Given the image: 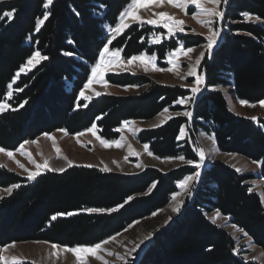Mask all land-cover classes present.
Returning a JSON list of instances; mask_svg holds the SVG:
<instances>
[{"label":"trees","instance_id":"obj_1","mask_svg":"<svg viewBox=\"0 0 264 264\" xmlns=\"http://www.w3.org/2000/svg\"><path fill=\"white\" fill-rule=\"evenodd\" d=\"M44 3L0 2V16L14 12L13 18L0 19V100L5 98L7 85L16 79L8 100L11 108L0 113V148L14 151L45 133L66 130L68 135H76L93 124L100 137L116 140L120 136L116 129L122 128L123 121H149L164 108L183 110L176 101L190 95L189 90L130 73L110 74L106 80L120 87L147 84V90L127 96L101 95L89 102L79 97L91 65L109 39L105 26H115L131 0H53L47 9ZM45 11L50 15L37 32V20L43 19ZM165 33L147 24H135L110 47L122 49L124 59L147 54L163 60L181 44L188 48L204 43L184 35L160 44L151 42L154 36ZM36 51L48 59L16 77ZM200 70L207 90L192 109V136L202 131L214 138L221 152L264 162V120L257 123L234 114L218 89L228 88L239 101L249 104L264 100V0L228 1L223 37ZM24 101L27 103L19 107ZM187 123L189 118L177 116L158 128L142 131L138 139L160 159L183 156L186 162H199L189 139L179 140L180 129ZM259 169V179L264 181V163ZM197 170L187 164L168 173L146 169L143 174L123 175L73 166L62 173L46 171L32 182L0 166V189L20 185L0 199V246L29 241L94 246L165 207L179 191L180 182ZM254 178L221 162L207 166L192 199L187 198L178 218L157 233L138 264H257L236 254L232 236L208 217L219 211L264 251V206L259 194L248 191ZM153 183L155 187L149 192ZM129 196L133 199L117 212L86 211L116 207ZM68 212L77 214L57 215ZM53 215H57L54 221Z\"/></svg>","mask_w":264,"mask_h":264},{"label":"rangeland","instance_id":"obj_2","mask_svg":"<svg viewBox=\"0 0 264 264\" xmlns=\"http://www.w3.org/2000/svg\"><path fill=\"white\" fill-rule=\"evenodd\" d=\"M2 1L4 0H0V2ZM228 1L229 0H227V2L225 3L224 0H220V3L218 5L203 3L202 7L209 10L215 9L217 11H220L223 13L224 17L225 7ZM160 12L167 13L168 15L173 16L176 20L183 21L184 31H176L174 35H169L167 29L160 26L147 24L149 26H152L153 28L163 29L166 32L165 34H158V36L156 37H160V42L153 44H160L164 41H170L172 39H175L179 35L193 36L204 43L196 47H191L194 49V51L188 54V56L178 57L176 62L180 65L179 69H174L173 71L155 72L152 71L151 68H149V70L145 72L143 67L139 66V64L137 63L131 66L127 71H124L120 68L109 70L105 73L104 79L106 80L107 76L110 74L130 73L137 76H144L149 81H154L157 84L181 87L183 89L189 90L190 95H188L187 97H191V88L196 87V78L194 76L187 75L188 66H196L195 61L197 58H199L200 53L203 52L204 57L203 59H201L200 64L196 66L197 74L203 77V82L199 85L200 92L195 97L196 102L198 97L207 90V86L204 81V75L201 73L200 69L203 65V62L205 61V58L211 57L213 50L219 45L223 37V18L220 19L218 17H207L199 15V10H197L195 8V5L193 4H189L184 10L174 8L168 4H164L162 7L149 6L146 9L139 10L138 14L144 20H151L157 18L153 13ZM193 14H197V19L199 20L207 21L211 19L213 21L211 24L212 29L220 33L219 37H217L216 44L211 50V54H209L207 48L205 47V45L207 44L206 37L210 35L209 28L207 25H201L197 23V19H193ZM249 20L254 21L253 19ZM129 23L131 26L138 24L132 21H129ZM105 27L106 33L110 37L108 28L114 26L106 25ZM129 28H127L126 30H128ZM109 48L110 50H114L111 49L110 45ZM173 51H170L167 54L166 58L163 60L155 56L156 60L154 61V63L156 67L162 69L172 67L167 63V59L169 57V54ZM121 58L124 59L122 56V51ZM98 59L95 63L98 62ZM39 63H36L35 66L30 70L38 66ZM95 63L91 65V68L95 65ZM30 70L26 69L25 72ZM181 77H183V79ZM147 88V84H144L140 87H120L108 83V86L104 87L100 83L94 82L89 89L84 91L85 95L90 97V100L87 101L89 102L101 95L127 96L140 94L141 92L147 90ZM218 89L223 91V93L225 94L229 108L234 114L252 120H254L253 117H255L256 119L254 121H256L257 123L259 120H264V107H261L259 103L255 104V107H249L246 105L242 106L239 103V100L231 94L228 88L220 87ZM97 92L100 93L99 96L95 95V93ZM195 102L193 103L189 101L185 105H182L183 110L172 111L169 109L167 113L161 112L158 116L149 121H134L135 123L129 125L127 128L122 127V130L119 131L120 136L116 139V141L120 142V147L113 146L110 148H105L91 133L87 131L84 132L85 135L79 137V143H77L76 135H65L64 131H55L49 134L54 138L55 145L53 144V141L50 140L45 134L35 140H28L29 143H23V151L30 153L36 163L43 165L45 161H48L49 167L52 169L63 168L66 170L70 168L68 166V161H71L73 166L92 165V168H97L99 170L107 166V168L110 169V171L108 172L119 173L123 175L143 174L146 169H156L163 173H168L187 164L194 166V163L190 164L186 162L185 158L184 160H180L178 158L157 159L153 154L150 156L148 152L151 151L149 150V148L148 152L144 150L143 146L145 144L139 141L138 136L142 131L158 128L174 117H184L185 115H183V113L186 111L192 112L191 118L185 116L189 118V123L183 126L185 128V133L183 136H181L180 134L179 140L183 142L185 139H189L194 149H203L205 153V160L201 168L197 170L200 171V176L198 178L189 180L186 186V190H183L179 187V191L175 193L177 194L176 199L173 200L171 198L170 202L165 207L155 212L157 213L155 216H153L152 214L151 216L142 218L141 220H138V223L131 224L132 227L128 226L127 231H123L119 233V235H115L116 240L103 245L102 249L97 251L96 255H98L100 259H96L95 256H92L90 254L85 255V264H138L141 260L142 255L148 247V240L151 241L153 238H155L160 230L169 226L174 220L178 218L179 214L185 208L187 198L191 200L194 196V191L197 188L203 170L207 166L215 162H221L236 170L239 168L241 169V171L239 172H241L242 174H252L255 178L249 183L252 186L253 191L259 194L264 206V181L259 179L260 166H258L257 163L252 162L251 160L245 158L240 154L221 152L214 138L202 131L195 133L193 136L190 133L193 129L192 109ZM177 113H180V115H176ZM133 130H135V134H133ZM96 135L100 136L97 127ZM121 137H123V139H121ZM32 141H36V143H32ZM56 147L61 150L59 153L60 158H57L58 154L55 151ZM18 149L11 151L14 154L12 159H9V157L4 153H0V166L18 173L24 178H27L28 172L18 167L16 162L24 165V168H26L29 172L35 171L36 168L33 163L29 162L25 155H22L21 152L18 151ZM130 149L134 151L136 155H130ZM196 154L198 155L197 151ZM46 171L47 170L42 168L41 174ZM36 179L32 180V182L36 181ZM152 189L153 187H151V190ZM9 195L10 194L4 191V189H0V199ZM178 205L180 208L179 212L173 211V208L177 207ZM216 213L217 212H213L208 215L210 220H212V218L216 216ZM215 224L221 226L232 236L236 243V250H238V254L240 255V257H242L243 260H245L246 262L264 264V251L259 246H257L251 238L245 236V233L243 231H236V229L231 227V225L233 224L230 222L229 218L224 217L220 214L219 218L216 219ZM149 234H151V237L149 239H145V237L149 236ZM141 241L143 242L141 243ZM12 245H14V247H12ZM51 245L52 244L48 242L35 241L12 243L5 247L0 246V257H3L4 261H7V264H12L13 258H16L21 262H32L34 264H79L77 259L71 253H65L62 250H53L51 248ZM136 245H139V247L136 248L134 252L131 251ZM55 251H58V255H53V252ZM108 253H115V255H109ZM120 257H123V259H121Z\"/></svg>","mask_w":264,"mask_h":264},{"label":"snow or ice","instance_id":"obj_3","mask_svg":"<svg viewBox=\"0 0 264 264\" xmlns=\"http://www.w3.org/2000/svg\"><path fill=\"white\" fill-rule=\"evenodd\" d=\"M224 2L226 3L227 0H224ZM52 3H53V0H45V3L43 6L45 9H47V8H49V6ZM203 3H210L212 5H218L220 3V0H131V3L127 6V8H125L120 13V15L118 17L119 22L116 23L114 27L108 28V32L110 34V37L107 40V42L105 43L102 50L99 52L98 62L95 63V65L91 68V75L88 78L87 83L84 84V89H82L80 91L79 97L85 101L90 100V97L85 95L84 90L89 89L90 86L94 82H98L101 85H103L104 87H107L108 82L104 79V75L107 71L115 69V68H120L124 71H127V70H129V68L131 66L138 63L139 66L143 67L145 72H147L149 70V68H151V70L155 71V72L173 71L174 69H179L180 65L176 62V60L178 59L179 56H188V54H190L194 51L193 48H191V47L185 48L183 46V44H181L176 50H174L172 53L169 54V57L167 59V63L169 65H171L172 67L162 69V68L156 67V65L154 63V61L156 60V57L154 55L148 56L147 54H141V55L131 56L130 58H127V59H122L121 58L122 49L110 50L109 45L112 44V41L117 36L121 35L127 28H129L131 26L129 21L136 22L141 26H143L144 24H150V25L163 27V28L167 29L169 35H174V33L176 31H181V32L184 31L183 21L176 20L173 16H170L167 13H163V12L153 13L157 17L156 19H151V20L142 19L141 16L138 14L139 10L146 9L149 6L162 7L164 4H168L174 8L184 10V9H186V7L189 4H193V5H195V8L197 10H199V13H198L199 15H203V16H207V17H218L220 19L223 18L222 12L217 11L215 9L209 10L207 8H203L202 7ZM49 15H50V13L45 11L43 14V19L37 20L36 29H35L37 32L40 30V27L44 23V21L48 19ZM13 16H14L13 11H7V12H4L2 16H0V19H4L5 17L11 19V18H13ZM247 18L251 19L252 17L248 16ZM193 19H197V14H193ZM212 22L213 21L211 19H209L207 21L197 19V23H199L201 25H207L209 28L210 35L208 37H206L207 44L205 45L209 54H211V50H212L213 46L216 44L217 37H219V35H220V33L218 31H215L212 29V27H211ZM141 42H143V38H141ZM151 42L152 43H159L160 37L154 36L152 38ZM65 55H71V53H65ZM203 57H204V53L201 52L199 58H197L195 61L196 66H198L200 64V61H201V59H203ZM47 59H48V57L42 55L39 51L34 52L31 55V57L27 60V63L25 65L21 66L19 71L16 73V77H19L20 73L25 72L26 69L30 70L32 67L35 66L36 63H39L41 60H47ZM196 66L189 65L188 66V73H187V75L194 76L196 78L195 79L196 87L191 88V92H192L191 97H181L176 101V103H178L180 105H185L189 101L194 103L196 95L200 92L199 85L203 82V77L201 75L197 74V67ZM181 78L183 79V77H181ZM15 82H16V79L14 77L12 82L7 85L8 91L5 93V98L3 100H0V113H3L4 111H7L9 108H11V105L8 104L7 101L10 100L13 96L12 86ZM18 90L22 91V89H18ZM95 95L99 96L100 93L97 92V93H95ZM24 103H27V101H24L23 103H21L19 105V107H23ZM239 103L242 106L246 105L249 107H255V104H249V102L246 100H240ZM259 104L261 107H264V100L259 101ZM77 107H81L79 102H77ZM83 107H87V104H84ZM12 110H16V109H12ZM168 111H169L168 108L163 109V113H167ZM176 115H180V113H177ZM183 115L191 118L192 112L186 111L183 113ZM253 119L255 120L256 118L253 117ZM134 123H135L134 121H123L122 127L127 128L129 125L134 124ZM121 130L122 129H116V131H121ZM61 131H65V135L68 134L66 132V130H61ZM86 131L91 133L100 142V144L105 148H110L113 146L120 147L119 141H116V140L110 141L108 139L97 136L95 124H93L91 126V128L87 129ZM184 133H185V128L182 126L180 129L181 136H183ZM133 134H135V130H133ZM45 135L50 140H52L53 144L55 145L54 138L47 133H45ZM83 135H85L84 132L76 134L77 143H79V137L83 136ZM121 139H123V137H121ZM25 143H29V142L25 141ZM32 143H36V141H32ZM143 147H144V150L146 152H148L149 146L147 144H145ZM23 149H24V144H21L18 151H20L22 155H25L30 163H33L35 165L36 170L29 172L26 168H24V165L19 164V162H16V163H17L18 167H20L24 171L28 172L27 179L29 181L35 180L39 175H41V169L42 168L47 170V171H57V172H61V173L65 171V169H63V168H60V169L50 168L48 161H45L43 165L36 163L35 160L33 159L32 155L30 153L24 152ZM194 150L198 152L199 162L188 161V163H190V164L194 163L195 168L200 169L204 160H205V153H204L203 149L197 148ZM55 151L58 154L57 158H60L59 153L61 150L58 147H56ZM0 153H4L6 156L9 157V159H12L13 155H14L13 152L6 151L3 148H0ZM148 154L150 156L152 155L151 152H148ZM130 155H136V153L130 149ZM155 158L159 159L158 157H155ZM169 159H172V158H169ZM178 159L184 160V157L180 156V157H178ZM254 163H257V165L260 166L261 163H264V162L255 161ZM68 166L69 167L73 166L71 161H68ZM84 167L91 168L92 165H84ZM101 171L108 172V171H110V169L107 168V166H105L104 168L101 169ZM237 171H241V169L238 168ZM199 176H200V171H196L194 173V176L187 177L184 181L180 182V184L178 186L181 189L186 190V186L188 184V181L192 180L194 178H198ZM19 187H20L19 184H13L11 187L4 189V191L11 194V192L14 188H19ZM151 187H155V183H153V185ZM149 191H151V188H149ZM248 191L251 193L253 191V189L249 188ZM176 195L177 194L173 195V197H172L173 200L176 199ZM132 199H133V197L129 196L122 204H119L113 208H108V209L88 208V209H86V211L88 213H95V212L113 213V212H117L119 209L123 208L125 206V204L129 203V201H131ZM179 210H180L179 205L177 207L173 208V211H175V212H179ZM76 214L77 213H75V212H68V213H58L57 215L73 216ZM156 214L157 213H153V216H155ZM57 215H53L51 217V220H53V221L56 220ZM219 216H220V213H219V211H217L216 216L212 218V223H216V219L219 218ZM134 223H138V221L134 222ZM129 227H132V225H129ZM231 227L236 229V231H242L241 229L238 228V226H236L234 224L231 225ZM127 230H128L127 228L124 229V231H127ZM117 235H119V233ZM245 236H247V233H245ZM150 237H151V234H149V236L145 237V239H149ZM114 240H116V236H112L109 239H105L102 242L96 243L94 246H91V247H87V246H76V247L63 246L62 247L58 244H52L51 248L53 250H62L65 253H71L77 259L79 264H85V255L90 254L92 256H95L96 259H100V257L98 255H96L97 251L101 250L103 245H106V244H108ZM142 242L143 241H141V243ZM12 247H14V245H12ZM138 247H139V245H136L131 251L134 252L136 250V248H138ZM234 251L236 254H238V250H234ZM108 254L109 255H115V253H108ZM53 255H58V251L53 252ZM120 258L123 259V257H120ZM0 264H7V261H4L3 257H0ZM12 264H22V262L17 260L16 258H13Z\"/></svg>","mask_w":264,"mask_h":264},{"label":"water","instance_id":"obj_4","mask_svg":"<svg viewBox=\"0 0 264 264\" xmlns=\"http://www.w3.org/2000/svg\"><path fill=\"white\" fill-rule=\"evenodd\" d=\"M217 48H218V46L213 50V52H212V54H211V57H213L214 52L216 51ZM203 171H204V170H203ZM202 175H203V173H202ZM202 175H201V177H200V181H201V179H202ZM200 181H199V182H200ZM189 204H190V203H189ZM173 222H174V221H173ZM173 222H172V223H173ZM172 223H171V224H172ZM163 229H164V228H163ZM163 229H162V230H163ZM160 231H161V230H160ZM153 241H154V238L148 243V246H150V244H152ZM142 256H143V255H142Z\"/></svg>","mask_w":264,"mask_h":264},{"label":"bare ground","instance_id":"obj_5","mask_svg":"<svg viewBox=\"0 0 264 264\" xmlns=\"http://www.w3.org/2000/svg\"><path fill=\"white\" fill-rule=\"evenodd\" d=\"M150 242V240H148Z\"/></svg>","mask_w":264,"mask_h":264}]
</instances>
